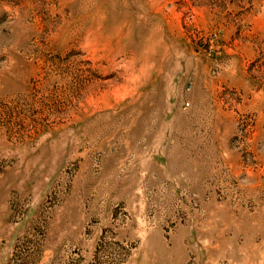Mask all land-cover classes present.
<instances>
[{
	"label": "rangeland",
	"instance_id": "374dc122",
	"mask_svg": "<svg viewBox=\"0 0 264 264\" xmlns=\"http://www.w3.org/2000/svg\"><path fill=\"white\" fill-rule=\"evenodd\" d=\"M0 264H264V0H0Z\"/></svg>",
	"mask_w": 264,
	"mask_h": 264
}]
</instances>
